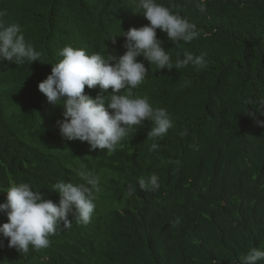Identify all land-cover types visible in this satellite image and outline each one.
<instances>
[{
    "label": "trees",
    "instance_id": "16d2710c",
    "mask_svg": "<svg viewBox=\"0 0 264 264\" xmlns=\"http://www.w3.org/2000/svg\"><path fill=\"white\" fill-rule=\"evenodd\" d=\"M157 2L202 30L199 39L179 45L159 29L157 37L173 61L185 50L206 53L205 81L189 75L191 66L156 70L144 61L148 76L134 94L167 109L174 126L158 140L160 148L149 152L152 124L145 119L129 130L115 153H108L61 137L56 121L63 119L62 107L49 103L38 84L62 59L58 50L66 45L122 55L124 38L117 34L149 23L136 12L137 0H0L4 19L19 23L26 42L41 53V61L23 65L0 62V202L11 185L21 182L58 202L52 186L60 180L81 182V171L100 178L96 206L126 197L127 191H114L136 171L146 178L157 175L161 186L148 193L165 200L156 229L141 247L143 255L126 245L144 226V221H119L130 211L126 202L120 211L92 214L87 225L77 224L70 213V229L61 223L48 248L30 246L28 254L9 247L0 234V264H240L250 248L264 250V191L229 179L243 168L264 181V165L257 174L243 162L246 154L257 155L264 147V127L254 121L264 109V0H207L204 13L193 0ZM111 92L85 86L93 97ZM184 129L188 134L181 136ZM250 130L260 139L247 147L240 137ZM168 207L183 212L176 236L159 231ZM0 216L8 222L6 213Z\"/></svg>",
    "mask_w": 264,
    "mask_h": 264
},
{
    "label": "clouds",
    "instance_id": "9594fccd",
    "mask_svg": "<svg viewBox=\"0 0 264 264\" xmlns=\"http://www.w3.org/2000/svg\"><path fill=\"white\" fill-rule=\"evenodd\" d=\"M193 2L199 12L207 11V0ZM137 8L139 11L136 12L142 13L149 23L139 28L131 27L127 31L122 29V32L117 34L124 38L122 46L126 51L122 55L111 52L88 53L83 48L66 45L58 50L62 59L51 64V73L38 84V89L49 103L62 107L63 119L56 121L61 137L87 142L90 151L107 150L108 153H115L129 130L142 126L147 119L152 124L147 139L153 141L148 151L154 152L160 148L158 140L173 128V119L167 109L154 107L148 97L134 94L133 90L148 76L149 70L144 61L151 67L154 65L156 70H179L191 66L189 75L197 82L205 81V69L208 66L206 53L195 55L185 50L182 57L177 53L173 61L163 46L164 41L157 37L159 29L166 33L171 42L179 45L181 42L191 43L199 39L204 35L202 30L157 0H137ZM5 16L6 12L0 10V62L6 60L23 65L26 61H41V53L31 43L26 42L22 26L19 23L7 22ZM138 57H143V60ZM85 86L88 89L97 86L101 90L111 88L112 92L108 95L98 93L93 97L85 93ZM260 111L262 117L257 113L254 121L264 127V109ZM134 133L135 131L129 138ZM179 134L186 136L188 131L184 129ZM259 139L252 130L240 137L247 147ZM190 147L194 148L195 145ZM233 154L241 155V152ZM246 155L242 161L258 174V168L264 165V147L257 155ZM209 157L213 160L214 156ZM242 170L243 168L232 174L229 179L248 183L259 191H264V181L249 177ZM78 176L81 181L79 183L60 180L52 186L51 189L59 195L58 202L45 198L41 191L34 190L29 183L11 185L5 193V200L0 202V212L6 213L8 217V222L4 223L0 216V234L8 239V246L15 247L22 254H28L30 246L35 251L48 248L51 243L49 237L55 235L61 223L64 229L71 228L70 213L77 224L87 225L92 214L108 213L107 209L120 211L122 205L129 202V213L119 221H144L143 228L131 234L127 238L128 242L125 241L133 253L143 255L141 247L146 243V235L156 229L157 212L165 201L148 193L160 188L158 176L153 174L146 178L136 171L129 183L119 185L118 190L114 191H127L128 195L120 200H110L106 203L110 205L106 207L103 204H95L100 191L99 176L84 171L79 172ZM182 215L183 212L168 207L159 231L176 236V221L179 223L178 219ZM151 218L155 219L150 223L145 221ZM262 259L264 250L252 247L240 257V264H258Z\"/></svg>",
    "mask_w": 264,
    "mask_h": 264
}]
</instances>
